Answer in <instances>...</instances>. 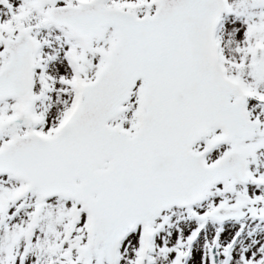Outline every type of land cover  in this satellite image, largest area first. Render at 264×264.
Instances as JSON below:
<instances>
[{
  "label": "snow or ice",
  "instance_id": "1",
  "mask_svg": "<svg viewBox=\"0 0 264 264\" xmlns=\"http://www.w3.org/2000/svg\"><path fill=\"white\" fill-rule=\"evenodd\" d=\"M0 264H264V0H0Z\"/></svg>",
  "mask_w": 264,
  "mask_h": 264
}]
</instances>
